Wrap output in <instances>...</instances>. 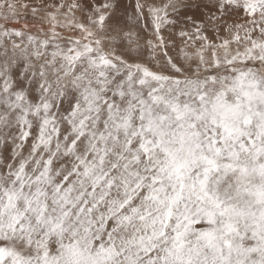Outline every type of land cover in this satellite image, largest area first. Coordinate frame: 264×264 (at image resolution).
<instances>
[{
  "label": "snow or ice",
  "instance_id": "snow-or-ice-1",
  "mask_svg": "<svg viewBox=\"0 0 264 264\" xmlns=\"http://www.w3.org/2000/svg\"><path fill=\"white\" fill-rule=\"evenodd\" d=\"M0 264H264V0H0Z\"/></svg>",
  "mask_w": 264,
  "mask_h": 264
}]
</instances>
